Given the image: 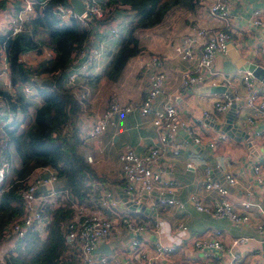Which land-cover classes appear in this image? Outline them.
Here are the masks:
<instances>
[{"label":"built area","instance_id":"1","mask_svg":"<svg viewBox=\"0 0 264 264\" xmlns=\"http://www.w3.org/2000/svg\"><path fill=\"white\" fill-rule=\"evenodd\" d=\"M46 0H43V2ZM231 0H196V8L206 10L214 20L215 26L209 28L205 25L195 24L184 32L173 45L174 53L184 60L193 57L194 50L197 51L193 67L180 73L177 92L187 89L195 90L197 87L207 84H220L225 89L236 84H241L243 89V104L248 109L245 116V123L253 125L259 122L262 127L253 129V135L258 139L260 145L264 146V87L259 89L255 78L248 71H241L239 75L228 74L216 77L213 68L214 58L217 55H224L227 48L228 32L224 27L228 24L229 5ZM82 12L79 15L73 11L66 2L57 3L53 9L60 17L61 23H67L70 14L75 16L79 28L88 32L87 41L81 48L71 53V62L67 66L63 83L70 92L81 100L85 93L76 87V79L85 75L93 61L99 58L105 51V44L108 38L116 36L118 27L109 23L107 17L114 15L115 10L128 9L126 5L114 3L101 5L97 0H81ZM35 0H19V8L14 15L6 14L4 20L7 24L8 33L12 36L24 29V23L28 17L35 13ZM4 14V13H3ZM105 18V19H104ZM250 23L255 27H264V8L255 7L250 11ZM135 30L134 32H136ZM98 33V34H97ZM99 35V36H97ZM0 51L1 48H0ZM42 55V58L52 57V51L47 47H41L35 52ZM18 54V61L29 65ZM57 73V70L49 72V75ZM142 74L145 80V91L138 101L122 102L120 99L111 96L106 107L95 114L84 126L78 127L77 136L84 142L89 139H96L102 135L107 126L113 123L116 115L128 114L137 110L142 116L148 115L150 124L155 132L156 139L152 145L142 152H135L129 147L121 149L117 153L118 177L123 184L126 200L131 203H143L153 208L155 204L176 205L182 207V201L175 198L173 193L178 187V182L170 175V168L162 163L161 159L166 152L176 155L179 152L173 135L180 127L194 144H198L206 137L205 120H211L210 113L203 110L202 118L181 119L176 106L172 103L174 94L163 92L165 73L162 58L157 54H149L142 62ZM36 75L31 74L26 81L20 84L21 93L24 96L30 95L37 86ZM2 89L11 88L9 79L4 81ZM164 94L160 107L151 108V103L158 96ZM238 96L232 93L229 97L227 92H221L220 98L213 102L215 112H224L229 104ZM10 116L9 112H6ZM74 126L78 124L75 120ZM218 139L227 140L224 132L218 134ZM215 141H208L209 147L214 146ZM0 192L7 173V162L0 159ZM189 166V163H186ZM252 179L264 191V164H253L251 166ZM39 171H44L41 174ZM211 168L206 166L203 169L204 179L202 181L205 190H214L216 196L209 204H203L201 197L196 193H189L187 201L191 202L195 209L210 214L216 218H226L233 224H247L249 217L246 213L238 212L233 208L232 203L226 197L227 190L217 180L210 178ZM223 179L228 185H233L236 180L228 172L223 173ZM57 177L52 168L45 166L37 168L29 178L26 187L20 191L23 213L16 219L8 222L2 229L3 239L0 242V264H4V257L8 252L14 253L15 241L24 236L27 231H36L41 239L45 237V226L51 219V210L57 208H70L71 214L62 224L64 239L68 245L67 252L72 254L78 264H154L157 257L171 252L180 240H190L191 245L199 250L205 249V256L201 264H234L229 257L226 261L219 258L223 248L220 239L205 234L192 237L188 234L186 226L178 223L165 234L162 231V223L156 218L136 219L134 216L125 213L118 206L121 201L116 195V190L106 184L94 183L91 181L95 192L94 201L88 204L79 199L65 187L55 186ZM95 184V185H94ZM248 202L242 201L240 205L247 207ZM261 213V221L256 225V231L262 236L264 242V204L258 206ZM145 229H151L161 235L156 240L151 251L148 252L141 243L138 236ZM114 230L127 231L132 237L127 239L125 259L117 254V244L110 246V253L98 252L97 246L101 241H107ZM183 233V235H180ZM175 237L179 242H171L168 236ZM192 238V239H191ZM248 239L245 235L234 236L229 240L227 247H233ZM211 249H214L211 251Z\"/></svg>","mask_w":264,"mask_h":264},{"label":"crops","instance_id":"2","mask_svg":"<svg viewBox=\"0 0 264 264\" xmlns=\"http://www.w3.org/2000/svg\"><path fill=\"white\" fill-rule=\"evenodd\" d=\"M0 2H2L3 6L5 5L3 8L8 7L13 12L16 11L15 7L19 6L17 4L19 0H0ZM255 7L264 8V0H231L229 20L224 30L228 32L227 44H231L235 48L239 57L264 69V27H255L249 21L250 11ZM2 10H6L7 14L12 12L7 9H0V25L3 26L0 28V33H5L8 28L4 17L1 15L3 14ZM117 18L116 23L119 25V33L124 32L126 22L121 14H118ZM195 24L205 25L209 28L215 26L214 20L206 10L197 8L189 10L175 5L165 12L158 23L137 29L134 35L140 51L128 58L118 78L114 81L107 80L101 73L110 54L116 49L120 36L118 34L108 38L104 53L93 61L85 75H80L76 79V87L85 93V96L80 101L81 109L77 114L76 122L78 126L76 128L84 127L97 112L105 108L111 96L120 99L122 102L141 99L145 91L142 62L149 54H157L162 58L165 73L163 92H173L172 103L176 106L181 119L202 118L200 114L203 110L210 113L209 115L212 119L205 120V118H202L203 121L207 122L204 127L206 137L198 144H194L191 140L188 142L187 134L179 127L173 135L174 142L179 147L178 154L172 155L166 152L161 159L162 163L170 168V175L178 182V187L173 195L182 201V207L160 205L162 206L161 209L156 211L154 206L159 204H155L153 206L154 215L142 213L138 217L129 212L133 210L125 206H118L125 213L134 216L136 219L154 217L160 220L162 231L165 234L178 223H182L192 237L205 234L220 239L224 246L219 253V258L223 261L230 257L233 259L234 264H264V242L262 236L256 231V225L261 221V213L258 206L264 204V191L254 183L251 170L253 164H264V146L260 145L258 139L253 135V129H260L262 125L259 122L253 125L245 123L248 109L243 104L242 97L244 92L239 83L227 90L238 96L237 99H234L236 107L232 124L240 129L245 136L240 135L238 139H234L224 132L227 135L226 141L218 139V134L223 131L215 126L223 122L224 112L217 113L212 106L213 102L220 98L221 93H196V89H187L181 93L176 91L180 73L193 67L197 51L194 50L191 59L184 60L174 53L173 45L184 32ZM21 53H24L22 54L24 61L31 66L36 65L37 62L43 59L42 55L37 51L35 52L34 49ZM226 57L225 54L222 55V58ZM240 72L237 70L229 74L239 75ZM221 75H223L221 72L216 71V77ZM49 77L45 73H41L37 80ZM8 79L9 75L4 61V54L0 51V89H2L1 83ZM108 81H110L109 84ZM82 82L85 83L82 84ZM256 85L259 89L264 87L259 81H256ZM103 90H109L110 94L107 99L105 95H101ZM7 92L9 94L19 93L22 95L18 85L8 89ZM25 98L29 103L27 111L31 114L34 108L41 103V100L35 91ZM163 98L164 94L162 93L151 103V108H159ZM155 139V132L150 124L148 115L142 116L137 110L128 114L116 115L113 123L107 126L102 135L96 139L81 142L84 145L83 147L86 148V152H91L92 157H96L95 165H97V168L91 167L99 178L94 179L93 182L115 188L117 197L122 201L118 194L125 192L123 184L118 177L117 153L125 147H129L135 152H142L152 145ZM208 141H215L214 146L209 147L207 145ZM199 151L204 153V155L198 154ZM211 160L216 164L215 168L211 167ZM186 163H189V166ZM107 166H111V169H106L103 171L104 173H100ZM206 166L211 168L210 178L219 180L218 182L226 187V197L232 203L233 208L248 215L249 222L247 224L236 225L226 218L213 217L195 209L194 205L187 201L189 193L199 195L203 204H209L211 199L216 196L214 190H205L203 188V169ZM39 172L41 174L44 173V171ZM225 172L230 173L235 178L236 182L233 185H228L223 179V173ZM104 176L110 178L106 179ZM58 185L59 182L55 186ZM126 198L125 195V200ZM242 201L248 202L246 208L240 205ZM239 235H245L248 239L232 248L227 247L229 240ZM132 236L131 232L114 230L108 240L104 242L108 244L109 249L110 246L113 247L117 244L119 249L117 254L122 259H125L127 239ZM138 236L148 252L152 250L151 247L155 241L161 238L160 234L151 229L143 230ZM213 250L211 249V251ZM206 251L205 249L199 250L193 247L190 240H180L171 252L157 257L154 264H201ZM128 264L137 263L134 261Z\"/></svg>","mask_w":264,"mask_h":264},{"label":"trees","instance_id":"3","mask_svg":"<svg viewBox=\"0 0 264 264\" xmlns=\"http://www.w3.org/2000/svg\"><path fill=\"white\" fill-rule=\"evenodd\" d=\"M97 1L102 6L118 3L128 7L127 10H115L114 15L107 17L109 23L117 27L118 14L126 22L124 32L119 33L118 28V45L102 68L101 75L110 81L116 80L128 58L140 51L135 30L158 23L172 6L178 5L189 10L197 6L196 0ZM59 2H66L70 6L68 0H46L35 7V13L25 21L22 31L12 36L8 31L0 33V48L11 88L20 86L31 74L36 77L41 73L50 76L39 81L35 79L37 86H34V91L41 103L31 114L27 112L29 103L23 95L9 94L7 88L0 89V113L9 120L0 124V136L3 139L0 154L6 155L7 163L11 159L17 161V165L10 164L0 192V242L3 239V227L23 213L20 191L26 187L37 168H52L59 182L58 187L69 189L83 203L89 205L96 197L91 181L99 176L95 175L80 152L78 146L82 141L74 126L81 109V100L63 83L71 53L87 41L88 32L78 27L74 13L69 15L67 23L60 22V17L53 9ZM4 6L0 2V9ZM41 47L49 48L52 57L43 58L34 66L18 61L19 53ZM55 70L57 73L48 74ZM6 112L10 113L9 117ZM161 207L154 206L156 211ZM70 212L66 206L51 210V219L45 226V237L39 239L36 231H27L15 241L14 253L8 252L4 264H78L76 258L67 252L68 245L61 228ZM129 212L135 216L142 215L138 211Z\"/></svg>","mask_w":264,"mask_h":264},{"label":"water","instance_id":"4","mask_svg":"<svg viewBox=\"0 0 264 264\" xmlns=\"http://www.w3.org/2000/svg\"><path fill=\"white\" fill-rule=\"evenodd\" d=\"M71 6V9L74 14L79 15L82 12V5L80 0H68ZM226 58H222V56L217 55L214 58L213 68L217 72H221L224 76H227L229 73L234 71H248L255 78L256 81H259L264 85V69L252 63L250 61L244 60L239 57L235 48L231 44H227V48L225 51ZM196 93L202 92H212V93H221L227 92L229 97H232V93L225 89L223 85L215 84V85H201L196 88ZM235 107L236 102L233 100L229 107L224 111V118L221 124H216V128H219L221 131L225 132L228 136L233 137L234 139H238V136H245V134L241 133L240 129L236 128L235 125L232 124V120L235 116ZM187 141L190 142V139L187 137ZM204 152V151H203ZM198 154L204 155L202 152H198ZM208 159V157H207ZM211 167L215 168L216 164L211 160ZM219 181V180H218ZM227 190V189H226ZM125 193H119L118 196L121 197L122 201L118 203L119 206H125L130 210L138 211L143 214L154 215L153 208L145 206L143 203V199L139 203H131L129 200H125ZM97 250L103 254H109L110 249L108 244L104 241H101Z\"/></svg>","mask_w":264,"mask_h":264},{"label":"rangeland","instance_id":"5","mask_svg":"<svg viewBox=\"0 0 264 264\" xmlns=\"http://www.w3.org/2000/svg\"><path fill=\"white\" fill-rule=\"evenodd\" d=\"M81 1V0H80ZM35 2H36V6H39V5H42V3H43V0H35ZM17 4H19V2H17ZM81 5H82V2H81ZM11 7V6H10ZM18 7V6H17ZM82 7H83V5H82ZM2 9H7L8 11L10 10V8H8V7H6V8H2ZM3 11V13L4 14H1V15H5V17L7 18L8 17V15H6L7 14V11L6 10H2ZM10 12H12L11 14L12 15H14V13H15V11L13 12V11H11L10 10ZM1 27H3V26H1L0 25V28ZM110 83V81H108V84ZM108 86V85H107ZM109 90H107V91H102L101 92V95H105L106 97V99H107V97L109 96ZM31 95V94H30ZM30 95H28V96H30ZM100 95V96H101ZM112 95V94H111ZM28 96H25V97H28ZM33 107V106H32ZM32 107H31V109H32ZM104 109V108H103ZM103 109H101L99 112H97V113H100ZM28 112V111H27ZM30 113H31V111H29ZM96 113V114H97ZM4 117V115L3 114H1L0 113V124H2V123H5L8 119H4L3 118ZM9 121V120H8ZM22 125V124H21ZM20 125V126H21ZM24 125V124H23ZM0 147L1 146H3V139H2V137L0 136ZM80 146V147H79ZM78 146V148L80 149V151H81V153H84L83 154V157H84V159H85V161H86V163L89 165V166H92V167H94V168H97V165H95V158L94 157H92V154H90L91 152H86V148H84L83 146L84 145H82V144H80ZM113 153V152H112ZM5 158H6V155L5 154H0V159H2V160H4L5 161ZM7 162V161H6ZM11 162V163H10ZM108 163H110V162H108ZM10 164L12 165V164H14V165H17V161L15 160V159H11L8 163H7V170L9 171V169H10ZM99 167V166H98ZM109 170V169H111V166H107V167H105V169H103L102 170V172H100V173H104L103 171L104 170ZM106 179H109L107 176H104ZM37 237H39V239H41V236H39L38 234H37Z\"/></svg>","mask_w":264,"mask_h":264},{"label":"clouds","instance_id":"6","mask_svg":"<svg viewBox=\"0 0 264 264\" xmlns=\"http://www.w3.org/2000/svg\"><path fill=\"white\" fill-rule=\"evenodd\" d=\"M22 95H23V94H22ZM23 96H24V95H23ZM24 97H25V96H24ZM180 235H183V233H180ZM167 238H168V240L171 241V242H176V243L179 242L175 237H173V236H171V235H169Z\"/></svg>","mask_w":264,"mask_h":264}]
</instances>
